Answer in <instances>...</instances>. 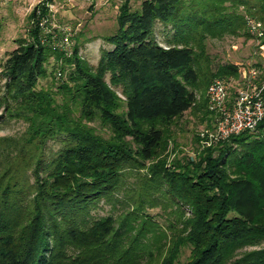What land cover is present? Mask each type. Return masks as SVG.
<instances>
[{
	"label": "trees",
	"instance_id": "16d2710c",
	"mask_svg": "<svg viewBox=\"0 0 264 264\" xmlns=\"http://www.w3.org/2000/svg\"><path fill=\"white\" fill-rule=\"evenodd\" d=\"M220 1L142 0L139 9L124 2L94 66L78 46L69 55L52 48L38 24L48 3L32 8L28 38L0 60V116L26 123L19 138L0 137L7 163L0 173V264H140L146 255H156L157 264H264V245L237 252L264 241V117L255 129L205 147L197 161L161 156L168 127L196 105L205 33L245 23ZM254 5L249 13L264 23V0ZM157 21L174 29L166 45L155 38ZM52 56L61 72L69 70L56 85L60 102L52 87L38 86ZM237 71L226 63L211 75ZM96 118L107 136L88 124ZM50 140L60 146L47 156ZM128 170L139 172L140 189L163 187L176 207L171 235L161 242L157 236L152 249L138 250L144 224L125 246L133 229L128 214L121 224L112 214H92L100 200H118ZM183 247L189 255L179 262Z\"/></svg>",
	"mask_w": 264,
	"mask_h": 264
},
{
	"label": "rangeland",
	"instance_id": "374dc122",
	"mask_svg": "<svg viewBox=\"0 0 264 264\" xmlns=\"http://www.w3.org/2000/svg\"><path fill=\"white\" fill-rule=\"evenodd\" d=\"M41 1L43 2V0H0V60H3L9 51L17 46L18 38H28L29 30L34 27V19L29 14L32 8ZM46 1L49 5L46 15L48 16L47 25L56 30L60 29L62 32L63 30L70 32L71 42L68 50L72 51L74 46H78L79 54L93 66L100 57L101 49L109 46L103 37L117 30L120 5L128 2L129 8L139 9L142 2V0ZM220 2L226 7L225 11L243 16L245 23L238 26L236 31L225 29L220 32L205 33L202 39L204 52L198 60L201 64L199 81L193 86L197 98L196 105L185 111L168 127L166 149L161 154V156H167L168 162L172 159H179L182 162L188 159L197 161L198 155L205 147L216 144L206 143L207 134L215 130L214 114L208 107L207 91L209 84L215 78L211 74L219 65L234 63L238 66L237 73L221 76L228 80L232 96L237 88L246 87L249 83L263 86L264 96V23L257 19L256 15L249 13L254 8L250 9L249 5L257 4V0H222ZM154 31L156 40L163 45L167 44L168 39L172 38L174 33L171 26H164L158 21L155 23ZM60 64V61L52 56L45 65L46 74L39 78L38 86L52 87L53 91L57 90L56 85L67 78L69 71L66 66L62 76L58 77L57 71L60 69ZM251 69L256 70L255 76L251 75ZM106 80L109 81V74L106 75ZM0 83H3V80ZM113 88L124 98L121 86L113 85ZM55 92L56 99L60 102L62 96L58 91ZM123 109H125L124 105L120 110ZM88 124L103 136L109 133V130L103 127L97 118L94 121H88ZM25 128L26 123L22 119L0 116V137L19 138ZM202 132H205V135L202 136ZM4 142L1 141L0 144L4 145ZM58 146H60L58 141L50 140L45 148L46 155L48 156ZM1 147L5 148V146ZM6 165L5 158L3 159L0 152V173ZM28 172L26 171V175L29 178ZM138 173L128 170L124 175L122 189L117 194L118 200L111 202L100 200L92 210V214L96 216L112 214L116 218V224H121L128 214V219H131L133 223V229L131 235L125 239V246L136 238L137 231L144 224L146 229L137 236L140 241L138 250L148 247L152 249L156 245L157 236L160 237L158 242H161L171 235L169 223L175 220L172 210L176 207L167 200L163 187L160 191L150 188L140 189L141 180ZM145 218V223H142ZM263 245L264 241L245 244L237 252L241 253ZM188 255L189 248L183 247L179 262H184ZM157 263L156 255L153 259H149L146 255L140 260V264Z\"/></svg>",
	"mask_w": 264,
	"mask_h": 264
},
{
	"label": "built area",
	"instance_id": "2783aa9c",
	"mask_svg": "<svg viewBox=\"0 0 264 264\" xmlns=\"http://www.w3.org/2000/svg\"><path fill=\"white\" fill-rule=\"evenodd\" d=\"M47 21V17H41L38 21L40 28L43 29L44 38H48L52 48L69 55L72 52L68 50L71 42L70 32L49 27ZM250 73L255 76L256 70L251 69ZM57 76H62L60 69ZM228 85L226 78L215 77L208 86V107L214 114L215 130L207 134V144L220 142L231 134L246 129L253 130L264 117L263 86L249 83L246 87L237 88L232 96ZM201 135H205V132Z\"/></svg>",
	"mask_w": 264,
	"mask_h": 264
}]
</instances>
